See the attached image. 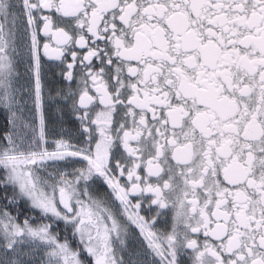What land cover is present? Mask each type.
Here are the masks:
<instances>
[{
	"label": "snow or ice",
	"instance_id": "1",
	"mask_svg": "<svg viewBox=\"0 0 264 264\" xmlns=\"http://www.w3.org/2000/svg\"><path fill=\"white\" fill-rule=\"evenodd\" d=\"M0 264H264V0H0Z\"/></svg>",
	"mask_w": 264,
	"mask_h": 264
}]
</instances>
